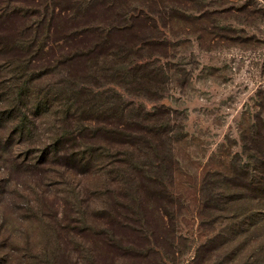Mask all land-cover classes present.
I'll list each match as a JSON object with an SVG mask.
<instances>
[{
  "label": "trees",
  "instance_id": "trees-1",
  "mask_svg": "<svg viewBox=\"0 0 264 264\" xmlns=\"http://www.w3.org/2000/svg\"><path fill=\"white\" fill-rule=\"evenodd\" d=\"M156 6L154 0H0V23L14 24L13 30L0 25V50L8 57L0 68L12 74L0 122L13 125L11 137L24 142L38 132L44 150L32 168L49 172L45 167L55 165L61 177L75 172L84 188L96 190L86 200V228L67 255L32 253L26 243L20 256L8 240L0 246L1 264H182L189 240L178 230L184 207L171 190L180 181L175 151L187 134L173 119L176 111H146L116 89L149 99L164 88L163 71L144 60L149 42L138 32L140 25L156 29L148 16ZM240 174L264 198V177ZM207 208L206 199L198 216ZM209 254L203 262L200 251L186 264H209Z\"/></svg>",
  "mask_w": 264,
  "mask_h": 264
},
{
  "label": "rangeland",
  "instance_id": "rangeland-1",
  "mask_svg": "<svg viewBox=\"0 0 264 264\" xmlns=\"http://www.w3.org/2000/svg\"><path fill=\"white\" fill-rule=\"evenodd\" d=\"M154 3L148 16L156 29L140 25L138 32L149 42L144 60L163 71L158 74L164 75V88L149 99L116 89L146 111L163 106L176 111L173 119L187 134L175 151L180 181L171 190L184 207L176 217L178 230L189 240L182 264L200 251L203 262L209 251L214 254L209 264H264V198H256L249 190L259 185L246 186L250 181L240 174L248 170L255 181L264 177V0ZM7 58L0 50V67ZM8 72L0 68L1 116L9 108L2 97L12 77ZM5 121L0 122V246L13 240L10 252L20 256L26 243L32 253L67 255L86 228V200L96 190L84 188L75 172L61 177L55 165L45 167L49 172L32 168L44 150L38 132L24 142L11 137L14 126ZM215 195L219 202L213 203ZM206 199L209 208L198 216ZM205 237L211 239L202 247ZM224 243L228 246L219 248Z\"/></svg>",
  "mask_w": 264,
  "mask_h": 264
}]
</instances>
